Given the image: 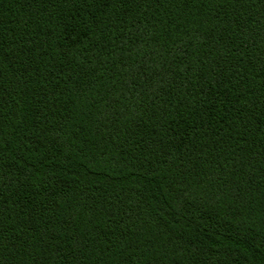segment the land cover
I'll return each mask as SVG.
<instances>
[{
	"label": "trees",
	"instance_id": "trees-1",
	"mask_svg": "<svg viewBox=\"0 0 264 264\" xmlns=\"http://www.w3.org/2000/svg\"><path fill=\"white\" fill-rule=\"evenodd\" d=\"M0 264H264V0H0Z\"/></svg>",
	"mask_w": 264,
	"mask_h": 264
}]
</instances>
